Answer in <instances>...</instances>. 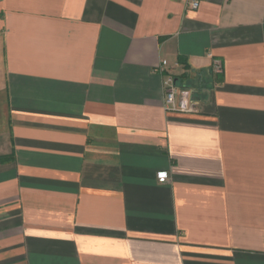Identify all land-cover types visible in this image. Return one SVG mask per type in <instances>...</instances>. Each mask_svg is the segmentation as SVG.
<instances>
[{
	"label": "crops",
	"instance_id": "obj_1",
	"mask_svg": "<svg viewBox=\"0 0 264 264\" xmlns=\"http://www.w3.org/2000/svg\"><path fill=\"white\" fill-rule=\"evenodd\" d=\"M0 264H264V0H0Z\"/></svg>",
	"mask_w": 264,
	"mask_h": 264
},
{
	"label": "built area",
	"instance_id": "obj_2",
	"mask_svg": "<svg viewBox=\"0 0 264 264\" xmlns=\"http://www.w3.org/2000/svg\"><path fill=\"white\" fill-rule=\"evenodd\" d=\"M201 0H190L192 8H198ZM168 66L167 60H163L158 66L160 72L166 71ZM213 71L216 73L223 72V62L220 58L213 57L212 62ZM164 92H165V109L167 111L189 112L194 108V103L189 98V90L182 88L176 82L173 74L167 73L164 79ZM158 179L161 182L167 180L165 171L158 173Z\"/></svg>",
	"mask_w": 264,
	"mask_h": 264
}]
</instances>
